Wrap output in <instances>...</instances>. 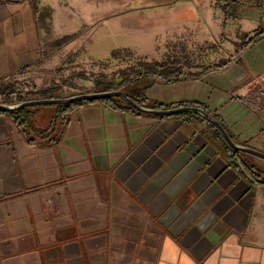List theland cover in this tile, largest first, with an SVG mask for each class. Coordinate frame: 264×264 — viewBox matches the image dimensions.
<instances>
[{"label": "crops", "instance_id": "0c3cea01", "mask_svg": "<svg viewBox=\"0 0 264 264\" xmlns=\"http://www.w3.org/2000/svg\"><path fill=\"white\" fill-rule=\"evenodd\" d=\"M221 1L226 20H207L222 37L212 62L182 49L165 74L145 70L127 88L159 109L200 108L264 152V0ZM59 5L61 34L50 0H0V85L41 58L49 35L74 31L78 17ZM40 106H28V133L0 113V264H264V158L200 112L88 102L62 125Z\"/></svg>", "mask_w": 264, "mask_h": 264}, {"label": "rangeland", "instance_id": "374dc122", "mask_svg": "<svg viewBox=\"0 0 264 264\" xmlns=\"http://www.w3.org/2000/svg\"><path fill=\"white\" fill-rule=\"evenodd\" d=\"M50 2L56 11L50 24L54 32L63 31L60 2L78 18L71 26L72 33L49 35L39 43V57L35 54L41 58L23 69V74L10 77L16 94L24 95V100L42 98L35 93L52 87L56 89L53 97L86 93L89 87L97 91L95 87L104 85L128 91V84L130 88L138 85L136 76L145 71L146 62L176 61L182 49L201 56L197 58L198 64H209L221 49L222 37L214 35L207 20L211 24L212 18L226 20L228 3L221 0H91L92 6L86 12L79 11L76 4L81 0ZM166 2L170 3L163 4ZM218 8L223 15L218 14ZM225 44L230 45L228 41ZM16 102L19 101L8 103ZM42 109L46 115L52 111Z\"/></svg>", "mask_w": 264, "mask_h": 264}, {"label": "trees", "instance_id": "16d2710c", "mask_svg": "<svg viewBox=\"0 0 264 264\" xmlns=\"http://www.w3.org/2000/svg\"><path fill=\"white\" fill-rule=\"evenodd\" d=\"M145 70L150 73H156V74H165L168 70L167 67L164 64H161L159 62H146V68ZM142 73V72H141ZM141 73L136 76L138 78L139 76L141 77ZM152 80H150L149 84L146 85L145 87H140V88H134L132 91L137 92V91H145V89L149 88V86L152 84ZM113 86L110 85H104V86H97L95 89L97 91H102V90H109L112 89ZM128 95L132 98H134L138 103L143 104V105H148L152 107H157V108H162L164 105L162 103H157V102H148L145 99H140L137 96L131 94V92L125 90ZM36 95H39L42 98L46 97H53L56 96V89L52 87L51 89H41L35 93ZM21 101L25 99L24 95H17L16 90L14 89V86L12 83L8 84H2L0 85V101L3 102H13L14 100ZM88 102H101L105 103L109 106H112L114 108H123V109H128L132 110L135 112H139L135 107L131 106L129 103H127L122 97L120 96H111V97H105V98H99V99H92V100H84V101H74L68 104H60V105H55V104H49V105H43V106H51L55 109V112L52 117H58L61 124L64 125L67 121L68 115L70 112H72L76 107L88 103ZM42 105L40 107H43ZM38 107V106H37ZM35 111L36 109H33V107H22L16 110L12 111H7L4 109L0 108V113H5L10 115L15 119L17 124L22 128L23 131L28 133L31 129H33L36 125L33 122L32 117H35ZM53 124V122H51ZM219 135V133H218ZM221 136V135H219ZM31 140V139H30ZM239 153V152H236ZM230 158L233 159L235 158L234 154L230 155ZM234 161V160H232ZM236 162V159H235Z\"/></svg>", "mask_w": 264, "mask_h": 264}, {"label": "water", "instance_id": "95a60500", "mask_svg": "<svg viewBox=\"0 0 264 264\" xmlns=\"http://www.w3.org/2000/svg\"><path fill=\"white\" fill-rule=\"evenodd\" d=\"M111 96H120L123 99L126 100L127 103H129L131 106L135 107L136 109L144 112H150L155 113L158 115H169L174 114L178 112L183 111H189V110H196L200 112L204 117L208 119L212 124H214L217 129L220 131L224 139L227 141V143L232 146L234 149L237 150H243L249 153H252L254 155H257L259 157L264 158V152L258 151L256 149L250 148L248 146L242 145L240 143H236L232 137L229 135L225 127L216 119L214 116L208 114L206 111L196 108V107H190V106H180L175 108H167V109H159V108H151L144 105H141L136 100H134L132 97H130L124 90L122 89H109V90H102V91H93L92 87H89L87 89L86 93H80L71 95L68 97H46V98H39V99H26L22 100L16 103H5L0 102V108L12 111L16 110L22 107H28V106H34V105H46V104H68L74 101H84V100H92V99H99V98H105V97H111Z\"/></svg>", "mask_w": 264, "mask_h": 264}, {"label": "built area", "instance_id": "2783aa9c", "mask_svg": "<svg viewBox=\"0 0 264 264\" xmlns=\"http://www.w3.org/2000/svg\"><path fill=\"white\" fill-rule=\"evenodd\" d=\"M261 93L264 94V87H262V89H261ZM245 102H246L247 104H251V100H249V99H246ZM263 108H264V107H263Z\"/></svg>", "mask_w": 264, "mask_h": 264}]
</instances>
